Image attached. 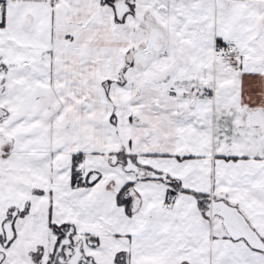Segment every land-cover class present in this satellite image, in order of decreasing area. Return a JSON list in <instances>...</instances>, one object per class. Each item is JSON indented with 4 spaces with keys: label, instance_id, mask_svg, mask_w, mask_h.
Returning <instances> with one entry per match:
<instances>
[{
    "label": "snow or ice",
    "instance_id": "snow-or-ice-1",
    "mask_svg": "<svg viewBox=\"0 0 264 264\" xmlns=\"http://www.w3.org/2000/svg\"><path fill=\"white\" fill-rule=\"evenodd\" d=\"M0 264H264V0H0Z\"/></svg>",
    "mask_w": 264,
    "mask_h": 264
}]
</instances>
